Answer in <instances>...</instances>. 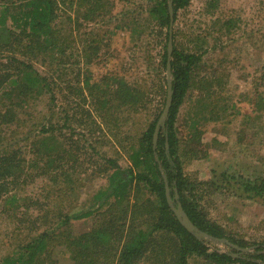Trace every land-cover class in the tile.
I'll use <instances>...</instances> for the list:
<instances>
[{"label":"rangeland","instance_id":"374dc122","mask_svg":"<svg viewBox=\"0 0 264 264\" xmlns=\"http://www.w3.org/2000/svg\"><path fill=\"white\" fill-rule=\"evenodd\" d=\"M23 1L31 0H0V12L5 4ZM60 2L69 44L63 48L65 54L56 49L54 65H43L41 58L36 67L62 84L58 90L64 88V94L58 91L55 103L48 94L32 100V116L24 115L26 121L16 136L21 140L17 144H25L27 138L28 145L41 134L42 125L52 121L64 140L62 162L72 180L63 198H56L57 189L44 178H29L26 183L22 178L15 188L27 205L20 212L29 210L31 221L51 210L93 212L74 220L65 233L76 237L117 225L123 236L113 250L119 254L130 230L153 229L163 204L146 182L140 188L128 187L131 192L124 200L112 196L107 201L104 193L97 195L108 191L112 172L133 167L143 132L166 106L168 76L161 66L166 28L152 20L151 0H101L98 6H93L94 0ZM133 20L141 24L132 30ZM173 32L180 50L203 55L176 122L178 154L189 184L185 198L197 202L207 218L228 234L249 243L262 242L264 202L252 198L245 184L254 186L264 178V0H192L179 11ZM14 49L24 48L16 43ZM125 81L145 92L138 106L115 101L118 86ZM95 84L108 92V103H97L100 88ZM27 145L26 158H34ZM189 146L195 152H188ZM141 160L139 171H146L144 162L152 159L147 155ZM214 182L229 185L218 189ZM136 204L152 205L155 214L147 209L135 214ZM19 218L21 214L17 217L0 202V262L34 231L31 223ZM152 237L156 244L138 264H176L188 249L192 250L188 264H214L176 231L161 230ZM206 245L210 251L228 249L224 244ZM48 259L46 264H74L62 246H54Z\"/></svg>","mask_w":264,"mask_h":264},{"label":"trees","instance_id":"16d2710c","mask_svg":"<svg viewBox=\"0 0 264 264\" xmlns=\"http://www.w3.org/2000/svg\"><path fill=\"white\" fill-rule=\"evenodd\" d=\"M94 1L93 6H98L101 0ZM151 1L148 12L152 20L157 21L162 28H166L165 50L161 59L162 69L166 72L171 24L170 0ZM191 1L173 0L175 20L179 11L188 7ZM60 5V0H31L23 1L20 5L5 4L0 12V95L2 97L0 99V202H4L6 209L14 211L17 217L18 214L22 215V219L20 217L18 221L31 223L30 225L34 226V231L30 230L28 236L24 237V241L20 240L14 251L3 258L0 264H46L50 260L48 258L54 246L55 248L64 247V250L70 253L74 264H138L139 259L153 248V244H156L155 237H152L153 232L161 230L178 232L184 239L193 243L194 249H199L200 254L214 264H264V241L249 243L228 234L221 226L207 218L208 216L197 202H190L185 198V191L189 184L181 164V156L178 154L179 140L176 136V122L191 88L193 72L202 62L203 55L184 52L176 46V42H174L171 61L173 102L165 126L160 128L156 146L154 136L163 108L159 109L149 128L143 132L141 149L133 155V167L128 170L118 168L117 171L112 172L108 193L104 191L97 195L100 197L104 193L101 197L107 201L112 196L124 200L131 192L127 190L128 187L138 185L140 188V184L146 182L150 192L157 194L163 204L153 229L150 232L143 229L130 230L119 254H115L113 244H116L123 236L117 229V225L110 228H93L76 237L65 233V229L74 220L88 218L93 212L74 214L51 210L43 215L39 214L32 221L28 219L32 216L29 210L20 212L24 204L27 205L24 202L26 198L20 196L15 188L22 178L25 183L29 181V178L37 176L44 178L48 184H53V187L58 190L53 194L56 198H63L66 193L65 187L72 180L62 162L66 155L64 140L56 134L57 129L52 121L42 125L41 134L36 135L34 142L29 141L30 146L27 145V138L23 140L25 144H17V141L21 140H18L16 136L17 130L24 124L21 122L26 121L24 115L32 116L29 112L32 100L48 94L51 96V103H55L58 91L64 94V88L58 90L62 84H59L54 77L43 76L36 67V63L41 61V58L43 65L45 63L54 65L59 55L56 49H59L61 54H65L63 48L69 44V37L64 35V22L60 19ZM91 12L94 13V11ZM140 24L133 20L132 30ZM16 43H20L24 49L15 50ZM4 48L11 50L6 51ZM93 49L98 51V47ZM18 51L20 52L17 54ZM165 84L168 87V81H165ZM95 87L100 88L98 96L102 99L96 100L97 103H108V92L102 90L99 84H95ZM144 94L141 88L129 85L125 81L120 82L114 99L120 105H127L129 102L135 107L136 103L138 106L143 102ZM55 110L53 106L51 108L53 119ZM69 117L67 112L65 122H68ZM63 127H66V124ZM26 145L28 148L31 147L29 152L34 155V158H26L24 151ZM188 152H195V150L191 148ZM147 155L151 157L152 162H144L146 171L141 172L139 171L143 163L141 157L146 158ZM33 170L35 174H31ZM259 180L260 182L254 186L245 184V189L252 198L264 202V178ZM213 184L214 188L218 189H221L223 185H229L228 182L221 186L216 182ZM167 185L170 196L175 198L176 192L179 193V201L189 218L211 239L200 238L181 224L169 205ZM135 208L137 209L135 214L145 209L151 216L155 214L152 205L143 207V204H136ZM214 240L228 241V244L224 243L228 249L210 251L212 248L207 247L206 244H215ZM245 248L251 250L242 252L241 249ZM184 251L181 259L175 261L176 264H188V256L192 250ZM49 263L53 264L52 261Z\"/></svg>","mask_w":264,"mask_h":264},{"label":"water","instance_id":"95a60500","mask_svg":"<svg viewBox=\"0 0 264 264\" xmlns=\"http://www.w3.org/2000/svg\"><path fill=\"white\" fill-rule=\"evenodd\" d=\"M169 8H170V16H171V24H170V35H169V41H168V63H167V81H168V93H167V100H166V106L162 112V115L160 116L157 126H156V131H155V136H154V144L156 146L158 137H159V131L162 126H165L166 120L169 117L170 109L172 106L173 102V88H172V81H173V73H172V54L174 51V23H175V16H174V7H173V0H170L169 3ZM167 197H168V202L174 213L176 214L177 218L181 222V224L191 233L199 236L200 238H207L211 239L206 233L201 231L189 218L187 213L185 212L182 203L179 201V193L176 192L175 198H172L170 196V189L169 186L167 185ZM175 201H177V204H175ZM215 244H228V241L226 240H221L217 241ZM226 246V245H225ZM242 252H249L251 249L250 248H245L241 249Z\"/></svg>","mask_w":264,"mask_h":264}]
</instances>
